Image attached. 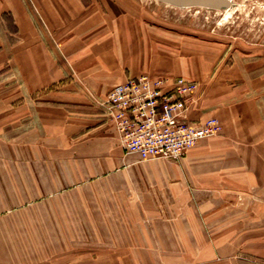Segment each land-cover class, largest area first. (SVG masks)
Returning <instances> with one entry per match:
<instances>
[{
	"label": "rangeland",
	"instance_id": "rangeland-1",
	"mask_svg": "<svg viewBox=\"0 0 264 264\" xmlns=\"http://www.w3.org/2000/svg\"><path fill=\"white\" fill-rule=\"evenodd\" d=\"M27 1L41 22L31 0ZM84 1L90 4L88 14L51 33L69 68L104 53L117 31L126 58L150 54L153 71L138 77L170 82L184 77L196 84L187 110L190 122L213 118L220 127L218 136L224 119L243 115L245 109L225 116L201 115V110L248 95L264 109V0ZM8 3L0 0V13ZM24 30L26 41L17 59L21 73L17 64L0 55V264H264V221L245 224L219 253L173 250V244L182 247L184 239L168 234V217L180 219L189 213H170L164 209V199L159 203L155 196L136 195L138 189L143 193L153 186L134 180L121 184L114 178L105 182L94 176L92 166L111 161L114 167L120 162L101 154V142L76 141L81 133L68 130L63 121L48 123L52 129L46 139L39 138L35 129L24 132L37 122L35 116L23 121L24 104L29 101L23 95V68L31 84L46 79V59L31 43L30 31ZM73 32V40L79 42L62 49ZM4 34L15 38L7 14L0 18V35ZM85 49L88 53L82 55ZM70 52L76 53L69 57ZM29 57L40 74L30 68ZM55 126L63 129L62 134ZM157 160L122 157L121 162ZM156 206L159 211L153 209ZM227 207L218 220L224 229L231 231L234 224L248 221L250 212L237 222L233 206ZM211 213L197 212L205 227L201 231L207 235L189 239L200 246L215 241L207 224Z\"/></svg>",
	"mask_w": 264,
	"mask_h": 264
},
{
	"label": "crops",
	"instance_id": "crops-1",
	"mask_svg": "<svg viewBox=\"0 0 264 264\" xmlns=\"http://www.w3.org/2000/svg\"><path fill=\"white\" fill-rule=\"evenodd\" d=\"M7 1L9 3L0 13V18L4 14L11 17L15 38L11 39L6 34L0 35V55L8 63L17 64L19 70L21 67L17 59H20L21 49L26 41L24 29H28L31 33V43L39 46L41 55L46 59V79L31 84L25 68L22 71L23 95L29 97V101L24 104L23 121H30L31 117L35 116L37 122L35 128L26 127L24 132L31 133L35 129L40 133L39 138L46 139L52 129L48 123L63 121L68 130L81 133L76 141L87 138L101 142V154L109 160L115 156V160L120 162L114 167L111 161L108 165L101 163L92 166L91 170L96 174L94 176L103 177L105 182L114 178L121 184L134 180L137 184L153 186L148 192L145 190L140 193L138 189L136 195L155 196L159 203L164 199V209L170 213L181 210L189 213L180 219L168 217V234L183 235L184 239L182 247H176L177 244L174 243L173 250L219 253L225 244L233 242L245 224L264 221V109L255 97L238 96L229 102L201 110V115L218 112L223 116L240 108L246 112L225 118L220 135L200 141L179 161L158 159L154 163L146 164L121 162L122 157L125 160L139 157L127 154L122 146L120 147L118 135L107 116L106 108L98 106L95 99L101 104L117 84L153 71L150 54L143 53L137 60L133 56L126 58L120 43V34L114 31L111 44L105 48L108 53L104 51L94 57H86L69 68L62 59L58 41H55L51 33L58 26L75 25L81 16L89 13L90 4L84 0H31L39 13L40 22L27 0ZM96 23L97 21L94 25ZM74 35L73 32L67 38L68 41L63 42L62 49L79 42L73 40ZM111 47L113 50L109 52ZM76 49L79 50V47ZM74 53L76 52H70L68 56L72 57ZM82 53L87 55L88 52L85 49ZM31 59H27L28 64L37 74L38 69L32 66ZM33 101L38 102L33 104ZM58 130L62 134L63 129ZM225 205L233 206L237 222L242 216L247 217L250 212L248 221H241L237 226L232 223L234 225L231 226V231L224 229L225 226L219 224L218 220L224 218L223 214L228 209L224 208ZM153 209L159 211L160 206ZM202 211L213 212L207 218L208 229H211L212 235L215 236V241L208 244L209 247L200 246L196 240L189 239L190 236L207 235L205 231H201L205 227L200 224L197 214ZM172 227L174 232L171 231ZM225 235L228 239L226 242Z\"/></svg>",
	"mask_w": 264,
	"mask_h": 264
},
{
	"label": "built area",
	"instance_id": "built-area-1",
	"mask_svg": "<svg viewBox=\"0 0 264 264\" xmlns=\"http://www.w3.org/2000/svg\"><path fill=\"white\" fill-rule=\"evenodd\" d=\"M195 90L196 84L184 77L170 82L142 75L114 86L101 105L127 154L141 161H179L220 130L213 118L198 123L188 120Z\"/></svg>",
	"mask_w": 264,
	"mask_h": 264
}]
</instances>
